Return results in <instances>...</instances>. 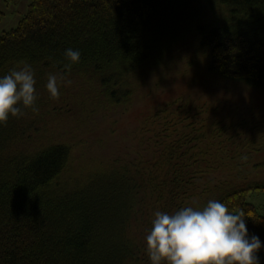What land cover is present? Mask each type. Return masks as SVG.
<instances>
[{
    "label": "trees",
    "instance_id": "16d2710c",
    "mask_svg": "<svg viewBox=\"0 0 264 264\" xmlns=\"http://www.w3.org/2000/svg\"><path fill=\"white\" fill-rule=\"evenodd\" d=\"M205 4L222 8L218 23H196ZM186 25L206 71L264 92V0H31L0 34V77L29 63L38 109L0 124V264H151L145 238L155 212L210 199L243 212L248 237L264 250V215L247 201L264 182L215 177L200 188L197 156L205 153L191 144L200 138L169 139L162 127L166 141L153 133L133 156L90 162L73 175L70 147L39 137L44 115L85 123L128 105L129 78L157 67ZM69 48L80 60L53 99L47 77L69 62Z\"/></svg>",
    "mask_w": 264,
    "mask_h": 264
},
{
    "label": "rangeland",
    "instance_id": "374dc122",
    "mask_svg": "<svg viewBox=\"0 0 264 264\" xmlns=\"http://www.w3.org/2000/svg\"><path fill=\"white\" fill-rule=\"evenodd\" d=\"M30 1L0 0V34L18 24ZM221 10L205 4L201 10L205 14L196 23H218ZM186 26L188 33L181 34L183 38L157 67L146 65L129 78L131 101L122 109L94 115L85 123L60 113L40 118L39 137L70 147L72 174L81 173L90 162L123 158L128 153L131 157L152 144L153 133L163 138L161 130L166 127L169 139L175 133L200 138L191 143L194 152L205 153L197 156L205 171L200 188L215 177L264 182V92L206 71ZM247 201L264 215V192L251 193ZM256 255L263 259L264 250Z\"/></svg>",
    "mask_w": 264,
    "mask_h": 264
},
{
    "label": "clouds",
    "instance_id": "9594fccd",
    "mask_svg": "<svg viewBox=\"0 0 264 264\" xmlns=\"http://www.w3.org/2000/svg\"><path fill=\"white\" fill-rule=\"evenodd\" d=\"M79 50L67 49L68 63L59 73H50L46 90L58 99L59 84H70L65 72L78 63ZM36 80L32 66L23 62L0 77V124L9 117L25 115V109L38 111ZM243 212L230 211L216 199L203 206H182L174 212L156 211L151 230L146 235V253L151 264H259L257 252L261 248L258 237H248Z\"/></svg>",
    "mask_w": 264,
    "mask_h": 264
}]
</instances>
